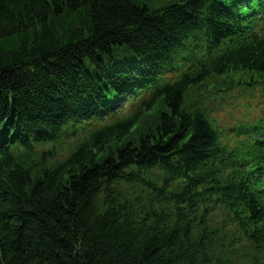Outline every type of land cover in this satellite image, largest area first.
Returning a JSON list of instances; mask_svg holds the SVG:
<instances>
[{
    "label": "trees",
    "instance_id": "trees-1",
    "mask_svg": "<svg viewBox=\"0 0 264 264\" xmlns=\"http://www.w3.org/2000/svg\"><path fill=\"white\" fill-rule=\"evenodd\" d=\"M245 3L0 0V264H264V143L226 142L201 103L212 80L264 78V40L221 56ZM200 48L202 70L57 151Z\"/></svg>",
    "mask_w": 264,
    "mask_h": 264
},
{
    "label": "rangeland",
    "instance_id": "rangeland-1",
    "mask_svg": "<svg viewBox=\"0 0 264 264\" xmlns=\"http://www.w3.org/2000/svg\"><path fill=\"white\" fill-rule=\"evenodd\" d=\"M114 54L118 58H120L121 56H124L125 59L131 58L125 48L115 49ZM238 92L239 91H237L236 93L241 94L240 92L239 93ZM213 103H214L213 101L210 102L208 106L211 108ZM234 107L236 108L234 109ZM217 108L218 110L215 114V119L218 121L220 127L224 131H228L231 128L229 123L233 124L236 121V119L242 117L244 112L242 98L238 99V104H236V106L232 104V101L227 100L222 102V105H217L216 109Z\"/></svg>",
    "mask_w": 264,
    "mask_h": 264
}]
</instances>
